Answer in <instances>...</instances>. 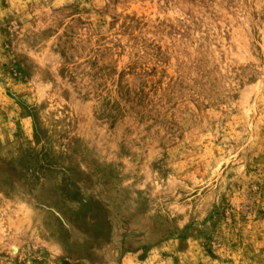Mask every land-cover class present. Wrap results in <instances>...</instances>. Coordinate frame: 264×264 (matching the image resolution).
Returning <instances> with one entry per match:
<instances>
[{
	"label": "rangeland",
	"instance_id": "obj_1",
	"mask_svg": "<svg viewBox=\"0 0 264 264\" xmlns=\"http://www.w3.org/2000/svg\"><path fill=\"white\" fill-rule=\"evenodd\" d=\"M0 264H264V0H0Z\"/></svg>",
	"mask_w": 264,
	"mask_h": 264
}]
</instances>
